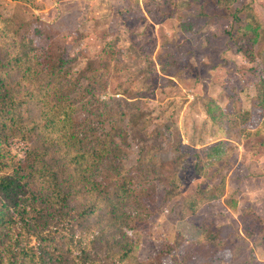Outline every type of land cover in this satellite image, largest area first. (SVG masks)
Returning a JSON list of instances; mask_svg holds the SVG:
<instances>
[{"label": "rangeland", "instance_id": "obj_1", "mask_svg": "<svg viewBox=\"0 0 264 264\" xmlns=\"http://www.w3.org/2000/svg\"><path fill=\"white\" fill-rule=\"evenodd\" d=\"M0 11L33 26L50 25L51 51L56 56L66 48L65 68L70 79L86 65L98 64L107 43L113 42L118 53L113 72L118 69L119 80L107 90L98 88L99 93L86 99L89 110L79 109L85 122L78 135L89 144L111 125L126 129L114 137L119 149L98 170V179L115 176L117 165L122 174L135 169L151 140L132 131L129 124H137L145 116L167 127L166 136L176 142L178 149L167 155L164 167L182 169V193L160 205L150 217L148 232L132 230L135 257L152 259L178 232L190 241L197 240L202 233L199 225L207 220L228 239L233 264H264V220L259 219L264 217V107L256 100V84L264 77V0H237L228 5H219L218 0H0ZM236 15L260 22L263 28L256 41L250 35L240 36ZM239 45L245 46L249 56ZM116 83L127 93H114ZM75 94L76 90L72 96ZM114 96L133 97L131 100L138 96L142 104L138 109H117L104 102ZM210 98L224 111L219 122L206 112ZM114 110H123L124 117H117ZM98 112L103 113L98 116ZM220 140H228L239 150L235 164L220 163L206 177L195 176L188 163L190 154ZM32 149L52 152L33 140L13 141L8 146L12 159L21 164L32 155ZM223 176L225 197H234L235 206L221 198L186 218L180 215L185 196L198 186L218 183ZM147 180L146 186L153 184L155 173ZM125 209L141 214L137 205ZM56 248L64 252L61 245ZM66 256L58 255L51 262L69 264L72 260ZM166 263L171 262L165 259Z\"/></svg>", "mask_w": 264, "mask_h": 264}, {"label": "trees", "instance_id": "obj_2", "mask_svg": "<svg viewBox=\"0 0 264 264\" xmlns=\"http://www.w3.org/2000/svg\"><path fill=\"white\" fill-rule=\"evenodd\" d=\"M236 20L240 36L250 35L256 41L261 34L260 22L254 23L249 16L243 20L236 15ZM33 25L16 16L5 17L0 11V264H55L51 258L64 257L65 253L72 260L69 264H165V259L170 264L204 260L233 264L228 239L214 231L213 223L207 220L200 223L202 233L197 240L190 241L178 232L152 259L133 255L136 240L132 230L148 232L150 217L160 205L182 193V169L164 167L167 155L177 151V144L166 136L167 127L145 116L137 124H129L132 131L151 140L142 149L135 169L122 174L117 165L115 176L98 179V170L119 149L114 137L126 129L111 125L89 144L78 135L85 122L79 109L89 110L86 99L119 80L118 69L113 72L118 61L116 48L108 42L98 64L86 65L70 79L65 68L66 48L56 56L51 51V26ZM239 49L249 56L244 45ZM112 89L116 94L128 91L117 83ZM131 98L114 96L104 102L117 109H138L142 100ZM256 100L264 107V77L256 84ZM205 108L213 121L223 119L224 111L213 98ZM114 113L124 117L123 110ZM32 140L44 143L54 153L36 148L23 164L12 159L10 142ZM238 154L228 140H220L195 149L188 163L195 176L206 177L213 166L234 165ZM151 173H155L154 183L146 186ZM225 194L224 176L216 184L198 186L184 197L180 215L186 218L221 198L235 206V198ZM130 204L141 207V214L127 213L125 208ZM58 244L64 252H58Z\"/></svg>", "mask_w": 264, "mask_h": 264}, {"label": "crops", "instance_id": "obj_3", "mask_svg": "<svg viewBox=\"0 0 264 264\" xmlns=\"http://www.w3.org/2000/svg\"><path fill=\"white\" fill-rule=\"evenodd\" d=\"M216 184V183H215ZM264 218V217H263ZM213 225H214V223H213Z\"/></svg>", "mask_w": 264, "mask_h": 264}]
</instances>
